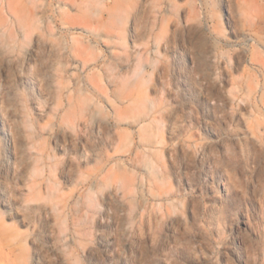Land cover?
<instances>
[{
  "label": "rangeland",
  "instance_id": "obj_1",
  "mask_svg": "<svg viewBox=\"0 0 264 264\" xmlns=\"http://www.w3.org/2000/svg\"><path fill=\"white\" fill-rule=\"evenodd\" d=\"M0 264H264V0H0Z\"/></svg>",
  "mask_w": 264,
  "mask_h": 264
}]
</instances>
